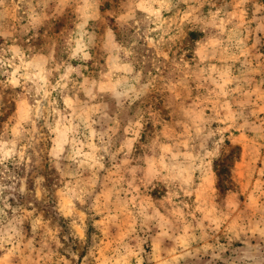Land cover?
Segmentation results:
<instances>
[{"label": "clouds", "instance_id": "obj_1", "mask_svg": "<svg viewBox=\"0 0 264 264\" xmlns=\"http://www.w3.org/2000/svg\"><path fill=\"white\" fill-rule=\"evenodd\" d=\"M0 264H264V0H0Z\"/></svg>", "mask_w": 264, "mask_h": 264}]
</instances>
